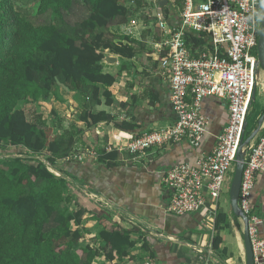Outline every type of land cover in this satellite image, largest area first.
<instances>
[{
  "label": "trees",
  "instance_id": "1",
  "mask_svg": "<svg viewBox=\"0 0 264 264\" xmlns=\"http://www.w3.org/2000/svg\"><path fill=\"white\" fill-rule=\"evenodd\" d=\"M77 1L87 5L90 14L67 29L65 15ZM175 4L183 7L184 0ZM20 8L17 0H0V264H94L101 255L96 247H74V241L83 237L80 227L87 214L101 225L97 236L106 259L123 260L135 245L133 231L120 226L88 195L98 193L96 162L70 157L85 130L63 127L55 109L51 110L54 126L36 112L34 119L29 118L28 111L37 110L63 85L84 95L78 122L94 129L111 119L110 114L93 110L102 97L107 105L114 102L109 88L116 75L104 71L102 60L106 50L126 58L134 57L136 50L106 38L102 29L126 22L128 8L121 0H39L37 13L49 18L40 24ZM172 16L178 12L168 0L166 17ZM186 41L191 49L210 45L209 37L193 32L186 33ZM116 125L124 131L136 129L130 121ZM56 126L62 133H54ZM251 131L246 128L244 137ZM91 144L89 149L96 153V139ZM97 152L101 162L117 156L115 150ZM7 155L17 156L20 165L11 174L5 165ZM218 243L219 237L214 238L213 245Z\"/></svg>",
  "mask_w": 264,
  "mask_h": 264
},
{
  "label": "crops",
  "instance_id": "2",
  "mask_svg": "<svg viewBox=\"0 0 264 264\" xmlns=\"http://www.w3.org/2000/svg\"><path fill=\"white\" fill-rule=\"evenodd\" d=\"M172 17L166 19L175 26L173 23L178 24L180 18ZM130 20H136L137 28L135 35H126L125 38H134L136 42L123 39V42L117 43L134 47L135 56L126 58L106 50L102 60L104 71L116 75L115 83L109 88L114 102L107 105L102 97V102L93 110L96 113L104 111L111 115V119L96 124L94 129H88L83 122H78L80 129L85 130L80 142L82 146L90 148L91 142L96 139V202L107 209L120 226L132 230V239L135 241L129 255L120 261L107 260L104 250L100 249L101 255L96 257V264H131L135 260L148 258L159 264H247L245 222L232 211L230 196L223 193L224 188L218 200L208 197L202 211L176 215L166 210L171 191L162 180L164 173L179 163H195L213 150L229 120L225 100L215 97L203 100L202 109L209 118V125L198 147L181 140L153 147L138 159L126 150H120L138 134L165 129L176 121L169 81L162 74L160 56L153 48L157 43L155 41L160 39L156 21L152 17L149 25L143 24L144 28L155 27V34H149L153 40L138 42L140 37L136 34L142 26L139 24L141 20L129 17L119 25L123 28ZM111 57L115 58V62L108 60ZM56 89L49 100L41 102L49 111L55 109L58 114H62L69 107L70 113L76 114L83 110L85 98L81 92L70 91L63 85ZM255 90L246 126L247 130L252 131L264 116V69L263 73L259 71ZM258 96L260 101L255 109L253 103ZM122 121H130L136 129L132 132L120 129L116 123ZM66 123L67 118H64L63 127H72ZM263 132L264 121L258 136L251 143L255 144ZM100 148H105L107 152L117 151L116 158L99 161L97 151ZM85 159L82 157L80 161H87ZM250 205L252 213L263 220L260 233L264 237V172L257 175ZM98 226L101 227L96 220ZM216 237H219L217 247L213 245Z\"/></svg>",
  "mask_w": 264,
  "mask_h": 264
},
{
  "label": "built area",
  "instance_id": "3",
  "mask_svg": "<svg viewBox=\"0 0 264 264\" xmlns=\"http://www.w3.org/2000/svg\"><path fill=\"white\" fill-rule=\"evenodd\" d=\"M260 15V0H184L180 21L173 26L162 13L160 4L155 7L152 17L160 39L153 48L160 56L162 74L169 81L177 119L165 129L145 131L131 138L120 150L138 159L153 147L181 140L198 147L209 125L202 109L203 100L207 97L225 100L229 111L228 123L209 154L195 163L176 164L164 173L162 180L171 191L168 212L184 215L202 211L208 197L215 200L221 197L226 179L234 171L257 83ZM136 28V20H130L122 31L129 36ZM188 32L209 37L210 45L191 49L186 41ZM91 154L96 157L95 152ZM75 157L82 160L83 156ZM43 161L50 171L59 175L50 168L49 162ZM261 172H264V132L247 148L238 199L249 221L254 264H264V237L260 233L263 220L252 213L250 205L256 178ZM131 264L159 263L148 258Z\"/></svg>",
  "mask_w": 264,
  "mask_h": 264
},
{
  "label": "rangeland",
  "instance_id": "4",
  "mask_svg": "<svg viewBox=\"0 0 264 264\" xmlns=\"http://www.w3.org/2000/svg\"><path fill=\"white\" fill-rule=\"evenodd\" d=\"M171 1V5L172 7L177 9L178 12V17L179 14L182 11V6H177L175 4V0H170ZM203 1V0H200ZM122 3H124L127 8H128V12H129V17H133L136 18L137 20H141V24L142 26H140V29L138 30V33L136 34V36L140 37V41L138 40V42H150L153 39L149 36V34L152 32V34L154 33L155 27H150L149 29L146 27L144 28L143 24H147L149 25L152 17L151 14L153 12V9L160 4L161 0H121ZM17 4L21 7L20 9L23 12H26L29 17L32 19V21H34L36 24H40V23H44L47 22L49 18H47L46 15H39L37 13V9L39 6V0H17ZM162 13L166 16V5L162 7ZM90 14V9L87 5H85L82 1H77L73 8L71 9L70 12H68L65 15V21H66V25L68 27H66L67 29L70 27H73L74 25H77L78 23H80L81 21L85 20L86 18H88ZM104 32V35L106 38H111V39H115L116 42H122L123 38L126 36L123 31L122 28L119 24H113L105 29H102ZM149 32V33H148ZM135 35V33H134ZM132 36V35H131ZM158 35H156L155 37L157 38ZM130 37V35H129ZM133 40H135L133 38ZM258 69H260L261 73H263V69H261L260 67H258ZM257 80L259 81V70H257ZM62 86V85H59ZM259 88V86H258ZM58 90V89H56ZM260 91V90H259ZM260 101V96L257 97V100L253 103V108H257L258 104ZM21 104V103H20ZM43 103H39L37 106V110L36 107L29 110L28 111V117L31 119H34V112H36L37 114H42L43 115V120H45L47 122V124L54 126L55 123H57L55 120L52 119L51 116V111H49L50 109H48V107H44ZM68 111H65L64 113H60L58 114V118L59 119H66L67 118V125L68 126H73L75 127L76 130H78L81 126L78 124V119L77 116L80 113L76 114H72L69 111V107L67 109ZM67 116V117H65ZM60 121V120H57ZM60 123V122H59ZM62 123L64 124V121H62ZM61 123V124H62ZM54 133H62V129H60L59 126H56V130L54 129ZM89 146V145H88ZM76 150H74V154L70 155V157L72 156L73 158H76L75 155H81L83 156V158L85 160L91 161V162H96V157L93 156L91 154V151L88 147H84L82 146L80 143H78L76 146ZM47 154V153H45ZM17 156L15 155H7L5 156V159H7L6 162V167L8 170V173L11 174L12 170L14 167L16 166H20L19 163L16 160ZM19 157V156H18ZM9 159V160H8ZM63 161L60 160L59 164H61ZM50 164V163H49ZM22 169H25V166H21ZM52 170H54L52 167H50ZM55 171V170H54ZM60 175V174H59ZM229 176L232 177L233 174H229L227 179H226V184L223 190V193H225L227 196H230V184H231V179H229ZM80 186V185H78ZM84 190V193L87 192ZM93 200L96 201V196L94 195H90V193L88 194ZM87 195V196H88ZM73 228H76V225H72ZM83 230V237L74 241L75 242V248L77 247H84L87 244H89L90 246H94L96 247L98 250L103 249L104 250V245L102 243V241H100V239L97 236V232L98 230H100V226L96 227V220L92 218V216L90 214H87L85 216L84 222L80 227ZM96 228H97V232H96ZM99 239V240H98ZM94 264H96V258L94 260Z\"/></svg>",
  "mask_w": 264,
  "mask_h": 264
},
{
  "label": "water",
  "instance_id": "5",
  "mask_svg": "<svg viewBox=\"0 0 264 264\" xmlns=\"http://www.w3.org/2000/svg\"><path fill=\"white\" fill-rule=\"evenodd\" d=\"M168 0H162L160 5L163 7L167 5ZM260 27H259V37H258V65L261 69H264V0H260ZM111 62H115V58L108 59ZM260 71V69H258ZM256 84L254 85V89L252 91V100L255 96V88ZM264 121V116H262L259 120V125L255 130L251 132V134L245 138L244 135L242 136L239 144V148L237 151L236 156V164L233 171V176L231 179L230 184V199H231V206L232 211L238 217H242L245 222V230H244V243H245V250H246V263L247 264H254L253 258V251H252V244L249 236V221L248 217L242 212L239 207L238 199L240 194V187L242 182L244 164H245V156L247 152V148L252 144L251 142L258 136L261 124ZM246 129V128H245Z\"/></svg>",
  "mask_w": 264,
  "mask_h": 264
}]
</instances>
